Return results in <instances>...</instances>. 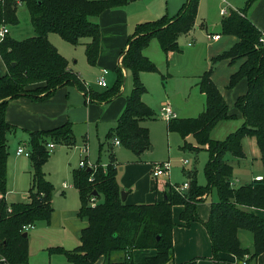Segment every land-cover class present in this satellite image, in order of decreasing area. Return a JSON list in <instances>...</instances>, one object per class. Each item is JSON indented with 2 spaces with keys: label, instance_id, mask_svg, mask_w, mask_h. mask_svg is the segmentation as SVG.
I'll use <instances>...</instances> for the list:
<instances>
[{
  "label": "trees",
  "instance_id": "trees-1",
  "mask_svg": "<svg viewBox=\"0 0 264 264\" xmlns=\"http://www.w3.org/2000/svg\"><path fill=\"white\" fill-rule=\"evenodd\" d=\"M17 1V2H16ZM130 0H0V24H16L18 4L29 13L35 34L17 40L8 33L0 40V57L6 72L0 76V254L8 264H27L28 238L23 226L37 222L49 223L53 208L50 200L53 185L44 177L43 164L50 156L47 143L74 144L71 124L28 132L31 161V187L27 201L8 203L7 193V135L14 125L5 119L9 100L28 96L34 100L44 99L65 84H75L85 91L78 75L68 68L67 59L48 40V33H57L66 42L77 45L82 38L86 61L94 65L100 42L99 25L89 19L103 11L125 5ZM253 0H247L239 10H231L220 22L221 34L233 35L237 41L227 50L211 59V65L199 77V90L205 95V107L198 116L168 120L169 131L177 132L183 139L182 148H205L209 158L204 165L206 184L200 185L192 177L189 188L178 193L171 185L161 201L142 204H126L120 198L121 188L116 179V162L109 152L105 167L96 161V168L72 170V184L79 195L77 216L87 221L79 234L80 243L73 249L61 246L48 248L50 254L63 255L70 264H106L113 251L124 254L143 248H154L156 254L135 263L124 257L123 264H165L171 259L172 207L182 205L179 219L184 225L198 221L196 203L213 189L218 199L210 204L208 219L204 222L211 241L213 258L218 253H232L240 261L254 260L264 252V219L255 215L253 208L264 209V175L249 183L233 187L230 184L233 167L226 158L230 154L243 158L242 139L253 137L260 153L264 170V43L259 30L246 16L245 11ZM199 0H185L177 13L164 15L156 20L138 23L128 39L121 65L116 68V80L111 88L101 92L85 91L91 98L106 101L115 96L122 83L121 68L132 74L133 87L126 97L125 107L116 125L106 135L102 146L110 145L113 138L136 155L150 147L149 130L141 125L154 118L153 109L141 99L146 91L139 78L142 71L157 72V66L144 54L143 49L152 37H156L162 51L179 52L178 37L194 26ZM226 59L229 63L241 60L238 69L228 80L232 88L244 79L247 85L239 95L234 107L241 113L243 122L221 140H213L210 133L221 121L233 119L228 105L211 79L214 64ZM91 92V93H90ZM192 135L196 146L186 142ZM95 193V194H94ZM10 207V210L7 208ZM245 230L252 235V248L243 247L238 232ZM179 264H196L192 259Z\"/></svg>",
  "mask_w": 264,
  "mask_h": 264
},
{
  "label": "crops",
  "instance_id": "crops-1",
  "mask_svg": "<svg viewBox=\"0 0 264 264\" xmlns=\"http://www.w3.org/2000/svg\"><path fill=\"white\" fill-rule=\"evenodd\" d=\"M246 1L247 0H199L194 26L193 28H191V30L178 37V45L180 38L184 37V35H188L190 32L193 31L196 25L197 18L206 21V19L209 18L210 15L214 13H218L223 17L225 14L226 15L229 14L231 10H239L243 8L245 6ZM183 2H185V0H137L134 3V1L130 0L125 5L110 8L103 11L97 16L89 17L91 21L96 22L99 25V30H100V42H99V52H98L97 60L95 64L90 65V67L97 69L98 72H100L97 77H99L102 74L103 68L106 69V72L103 74L106 80L105 86L108 85L105 76L109 73V71L114 72L113 81L115 82L117 77L116 68L121 65L122 56L128 46V39L130 35H132V33L134 32L136 24L145 21L156 20L164 15L171 17L177 13ZM250 5H249L250 7L248 6L245 11V16L259 30L264 32V0H253ZM222 9L226 11L225 14H221ZM203 24L204 22L201 21L200 27H203ZM49 34L50 33H48L47 35L48 40L54 46L57 47V42H55L54 39L50 38ZM215 34H219L220 35L219 38L211 39L207 37V35H215ZM153 38L156 37H152L151 40ZM206 38H207V42L205 44V55H206L205 59L206 61H208L207 64L208 67L211 65V59L213 57L229 49L237 41V38L233 35L221 34V27H220V33L218 32L206 33ZM151 40L149 41V43L151 42ZM87 41H89L88 38L85 40L81 39L79 44H82L84 46V43H86ZM148 46L143 49V54L149 60H151V58H149L147 56L148 54H146L145 52ZM187 46L191 47L192 51L190 52H192V55H195V57H197L198 56L197 54L201 50V45L200 44L194 45V39H192V42H188ZM179 52H182L181 48ZM175 53L176 52H169L167 54L165 53L164 54L166 58H168L169 56H171V54H175ZM153 63L155 64V61ZM240 63L241 60L235 63H229L228 60L223 59L214 64V68L211 72V79L214 82V84L217 86L222 96L224 97L228 105L229 112L235 114L233 120L235 119L239 123L238 126H236V128L241 125V123L243 122V118L241 113L234 107V102L239 95L245 93L247 85L244 79L240 80L232 88H227V84L230 75L238 69ZM68 68L74 73H76L73 70V66L69 61H68ZM121 71L123 76V83L118 93L106 101H100L91 98L89 93H86L85 91L90 90L92 92L101 93L105 90L94 88L91 85H88L86 81L83 79V76L81 77L78 73H76L78 75L79 80L82 81L83 84H85V91L80 90L75 84L69 83L56 88L51 95H49L44 99L34 100L28 96H20L15 99H11L9 100L6 107L5 119L10 124L14 125V129L10 133H15L17 129H22L26 134V138H28L29 131L48 130L68 122L71 124L72 131L76 128V125L78 123L85 124L87 128L91 125H94L97 129V132L98 129H100L101 131L106 133L104 140L102 142H99L97 160H99L101 164H107L109 162V152L113 154L114 161L116 162L117 182L121 190H124L126 192V198L124 202L126 204H142V203H153L156 201H161L164 197L165 190L168 189L169 185H172L170 183L171 170L168 175H163L158 177V179H154L151 176V166L154 162L150 163L142 160L140 158V155L143 152L140 155H136L132 152L135 155V158L121 164L120 162H118L115 153L112 152V149L115 145L121 146V144L118 145L114 144L112 141L113 139L109 140L110 141L109 146L108 144L102 146V151L104 150L107 153L108 158L106 160L101 159L102 151L99 150L100 145L101 143L105 142L106 135L109 132V130L116 125V122L125 107L126 97L129 94L128 92L126 93L124 92L123 86L130 71L123 68H121ZM5 72H6V66L0 57V76L4 75ZM201 74L197 76L198 81ZM198 81L196 82L195 88L198 90L199 92L198 94L201 99L200 109L203 110L205 107V95L199 90ZM163 102H167L170 104L168 99L162 101V103ZM170 107L172 111L175 113L174 117H177V113L171 104ZM158 112L159 114L157 118H160L161 120H165L167 126V122L169 119H165L160 116V107ZM146 120L142 121L141 125L148 128V126L144 125V123H146ZM230 120L232 119L219 122L210 133L211 139L221 140L225 138L230 132H233L236 128L234 130H228ZM102 125L106 128H102ZM107 128L108 130L106 131ZM166 129L169 132L167 127ZM8 135H7V140H9ZM88 139L89 138L87 135L82 136V145L84 144L87 145ZM73 145H68V146H73ZM16 155L25 156L24 154H16ZM208 158H209V154H208ZM84 159L88 161L89 158L87 154L85 155ZM96 161L94 163H96ZM182 165L185 166L183 163ZM73 169H77V168L71 169L70 171L71 179H72ZM30 171L28 172L29 182L31 181ZM184 175H185V179L183 182L185 181L190 182L192 177H194L197 182L196 170L184 171ZM263 175H264V170L262 174L258 173L255 176H253V179H255V177L257 176H263ZM250 181H245L244 184L249 183ZM183 182H181L180 184H182ZM7 184L9 185V189H7L5 199L7 202L9 201L8 203L16 202L14 201L15 195L16 197H22V196L20 193L14 192L12 186L8 183V177H7ZM65 186L66 183L63 182L62 190L60 189L57 190L53 185L54 188L53 193L55 192L57 196H61L64 193L63 189L66 188ZM70 187L72 189L74 188L77 191V189L73 186V184H70ZM213 190L210 191L203 198V200H200L196 203L195 209L197 215L199 216L198 221H192L190 222V224L184 225L183 221L179 219V215L180 212L183 210V206L175 205L172 207L171 213H172V221L174 226L172 228L171 259L167 261L165 264H179L190 261L192 259L196 260V264H242L241 261L237 259V257L232 253L220 252L218 253L217 259L213 258L211 241L207 233V230L204 226V222L208 219L209 216L211 202H214L218 199L217 194L214 195ZM27 195H28V191L26 192V196ZM50 204L52 206V198L50 200ZM79 204L80 202L78 203V206L73 207L74 206L73 203L71 204L68 210H64V216L62 217V220H60V222L57 224H56L57 217L54 215L53 213L54 211H52L51 219L49 223H44V222L40 223L37 227H35L32 236L30 237L29 234L27 233L28 254H29V259L27 264H33L32 257L35 256V254H37L40 250L41 251L45 250L50 255L49 256V261H50L51 255H54L56 253L50 254L48 252L49 247L61 246L65 249H73L74 247L79 245L80 231L82 230V228H84L87 225V221L85 219H81L77 216ZM253 211L256 216L264 219V209L253 208ZM54 226L66 234L65 237L62 238V240L53 242V243H59L56 245H52L47 242V240H52L51 238L46 239L47 236L50 234V232H52ZM238 237L243 247L249 249L252 248L253 242L251 235H246L242 231H239ZM36 248L38 249L36 250ZM155 254H156V250L154 248L134 249L126 254H124L121 251H113L105 263L123 264L121 262L124 257H127L129 260L138 263V262H142L148 257L154 256ZM102 260H103L102 258L99 259L97 264H101ZM34 264L36 263L34 262ZM246 264H264V252L259 254L256 259L247 261Z\"/></svg>",
  "mask_w": 264,
  "mask_h": 264
},
{
  "label": "rangeland",
  "instance_id": "rangeland-1",
  "mask_svg": "<svg viewBox=\"0 0 264 264\" xmlns=\"http://www.w3.org/2000/svg\"><path fill=\"white\" fill-rule=\"evenodd\" d=\"M131 1L135 3L137 0ZM16 14L18 19L16 24H5L8 29V34L17 40H23L33 36L35 32L30 22L27 8L21 3L18 4ZM227 15L225 14L223 17ZM223 17L218 13H214L210 15L206 21L197 18L193 31L179 39V47L182 49V52L171 54L168 58H166L164 52L159 47L156 38L151 40L148 48L145 50L146 54H148L147 56L151 58L152 61H155L159 71H142V73L140 72L139 74L140 81L146 88V92L142 94L141 99L154 111V118L147 119L146 123L143 122L144 125L148 126L151 145L143 151L140 158L150 163L169 160L172 165L170 174L171 184H180L183 182L185 179L184 171L196 170L198 184L205 185L204 165L208 159V152L203 147L198 149L182 148V137L177 132H168L166 129V121L157 118L159 107L162 101L168 99L176 111L178 118L195 117L200 114L202 111V109H200L201 99L195 87L198 81L197 76L208 68V61L205 59L206 33H220V20ZM201 21L204 22L203 27H200ZM2 25L3 23L0 24V28ZM49 35L50 38L57 42V47H55L60 50L58 52H62V55L73 66V70L81 77L83 76V79L88 85L102 90L109 89L112 86L114 82L113 71H109L105 76L108 83L107 86L102 87L96 83L97 76L100 72L90 67L87 63L84 46L82 44L72 45L63 40L57 33H50ZM82 39L85 40L87 38ZM192 39H194V45H201V50L197 54V57L192 55V52H190L192 51L191 47L187 46V43L192 42ZM132 87L133 79L130 72L124 82L123 90L125 93H130ZM229 123L228 130H234L239 124L235 119L230 120ZM102 128L106 127L102 125ZM107 130L108 128L106 131ZM72 133L75 138L74 145L68 146L63 143H54V148L50 150V156L42 167L45 179L50 181L55 189L62 190V183H66V188L63 189L64 193L61 196H57L55 192L52 195L53 213L57 217L56 224L62 220L64 210H68L73 203V207L78 206L79 203L78 192L70 187V184H72L71 169L79 168V161L84 158L86 154L89 158L88 162L94 163L98 157L99 142L104 140L106 134L100 129H98L97 132L94 125L87 128L85 124L81 123L76 125ZM85 135L89 138L87 141L88 152L82 154L80 149L86 145H82V136ZM8 139V183L12 186L15 193L18 192L22 196L16 197L15 195L14 201H26L28 199L26 192L31 187V181L29 182L28 175V172L32 170L30 156H17L15 151L18 146L30 150L28 138H26V134L22 129H17L15 133H10L8 135ZM185 140L193 146L197 145L192 135H188ZM242 150L245 157L240 159L226 154L227 160L233 165L230 179V184L233 187L240 186L244 184L245 181L252 180L253 176L256 174H262L263 172V167L259 158V149L253 137L246 136L242 139ZM112 152L115 153L118 162L121 164L135 158L132 151L122 145H115ZM107 158L108 155L103 150L101 159L106 160ZM184 159L187 161L186 164H184L185 166L182 165ZM7 189H9L8 184ZM213 193L216 195L215 190H213ZM40 223L43 222H37L34 227L28 229L27 233L29 237L32 236L33 230ZM241 231L246 235H251L248 231ZM65 235L64 232L54 226L52 232H50L46 239L51 238L52 240H47V242L56 245L59 243L53 242L62 240ZM37 249L38 248H36V250ZM49 256L50 255L45 250H40L32 257V263L48 264L49 262V264H70L63 255H51L50 261Z\"/></svg>",
  "mask_w": 264,
  "mask_h": 264
},
{
  "label": "built area",
  "instance_id": "built-area-1",
  "mask_svg": "<svg viewBox=\"0 0 264 264\" xmlns=\"http://www.w3.org/2000/svg\"><path fill=\"white\" fill-rule=\"evenodd\" d=\"M226 11L224 9L221 10V14H225ZM8 33V29L6 27V25H2L0 28V40H2V38L4 37V35ZM219 34H215V35H207V37L211 38V39H217L219 38ZM259 42L260 43H264V34L261 35V37L259 38ZM106 72V69H102V74L97 78V83L99 85L105 86L106 85V80L103 76V74ZM160 116L162 118L165 119H170L173 118L175 116V113L172 111L170 104L167 102H163L160 106ZM113 143L114 144H120V140L118 138H113ZM47 148L49 149V151L51 149L54 148V143L53 142H49L47 143ZM82 154H86L88 152V147L87 145H84L81 149H80ZM29 150H27L26 148H23L22 146H18V148L16 149V154H24L25 156H29ZM183 164H185L187 161L186 159H184ZM97 164L96 163H89L87 160H85L84 158L80 159L79 161V167L80 168H85V167H89V168H96ZM103 167L106 166V164H102ZM171 163L169 162V160H165V161H161V162H155L152 164L151 166V176L154 179H157L160 176L163 175H168L170 173L171 170ZM262 176H257L255 177V179L259 180L261 179ZM172 188L177 191L178 193H183L185 192L188 188H189V181H185L182 184H172L171 185ZM8 210H10V207L7 208ZM34 225L32 224H27L24 225L22 228L24 231H28L29 228L33 227ZM246 259L247 256H244L243 260L241 261L242 264H246ZM0 264H8L7 259L0 254Z\"/></svg>",
  "mask_w": 264,
  "mask_h": 264
},
{
  "label": "water",
  "instance_id": "water-1",
  "mask_svg": "<svg viewBox=\"0 0 264 264\" xmlns=\"http://www.w3.org/2000/svg\"><path fill=\"white\" fill-rule=\"evenodd\" d=\"M89 169H90V168H87V170H89ZM94 194H95V193H94ZM120 198H121L122 201L125 200V198H126V192H125L124 190H121V192H120ZM23 236H27V233L24 232V233H23Z\"/></svg>",
  "mask_w": 264,
  "mask_h": 264
}]
</instances>
